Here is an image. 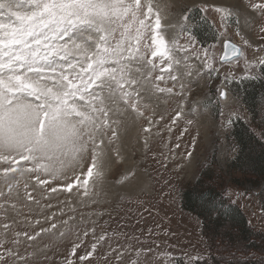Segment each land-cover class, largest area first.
Here are the masks:
<instances>
[{
  "label": "snow or ice",
  "instance_id": "obj_1",
  "mask_svg": "<svg viewBox=\"0 0 264 264\" xmlns=\"http://www.w3.org/2000/svg\"><path fill=\"white\" fill-rule=\"evenodd\" d=\"M209 10L220 16L223 31L219 36L224 35L226 22L231 20L243 46H250V41L241 29L250 26L251 19L241 10H250L264 21V0L198 7L205 20ZM191 13L192 8H187L179 25L166 26L156 0H0V210L8 206L13 195L19 196L21 180L24 195L33 203L39 201L28 192L30 182L33 189L42 188L49 194L66 191L71 195L83 189L80 195L85 198L98 195L112 163L123 159L119 149L112 147L119 139L122 122L129 117L146 119L143 132L151 134L154 121L145 115L150 101L176 94L174 87H161V83L171 81L175 85L182 78L179 72L173 74L182 63L175 53H184L182 59L189 76L192 73L186 61L190 52L202 61L204 69L217 71L212 50L215 45L197 47L189 23ZM166 27L186 32V46H180L177 37L166 38ZM258 34L264 41V22L259 24ZM222 46L221 64L243 58L244 78H256L250 75L251 70L264 73V56L248 60L243 47L227 38ZM257 51L264 52V45L257 46ZM231 79V74L225 76V80ZM179 88L183 96L184 84ZM217 91L220 99H227L225 89ZM183 116L181 105L172 117V125ZM233 117L240 118L232 113L227 126L232 125ZM167 130L171 132L172 128ZM186 155L191 157L192 152ZM61 179L62 185L51 186ZM127 179L125 175L116 183ZM10 227L0 224L5 233ZM46 231L41 229L35 236L17 232L14 243H19L20 237L32 241ZM104 239L100 236L97 243ZM97 243L79 256L80 264L92 257ZM78 247L73 246L71 255ZM0 249V264H7L8 258L25 264L27 257L3 242ZM65 264L74 261L69 258Z\"/></svg>",
  "mask_w": 264,
  "mask_h": 264
},
{
  "label": "rangeland",
  "instance_id": "obj_2",
  "mask_svg": "<svg viewBox=\"0 0 264 264\" xmlns=\"http://www.w3.org/2000/svg\"><path fill=\"white\" fill-rule=\"evenodd\" d=\"M156 2L161 8L164 24L173 26L179 25L187 8L198 9L204 4L228 7L240 0ZM241 11L242 15H248L251 19L250 26L241 29V34L250 41V46H243L245 56L248 60L264 56V52L257 51V46L264 45L258 34V26L264 21L250 10ZM199 15L200 20H205L202 18L204 13ZM206 16V20L213 26V33L204 41L194 32L196 23L192 13L189 23L196 36L197 47L215 45L212 50L217 58V71L209 72L204 69L202 61L190 52V58L186 61L190 65L188 70L192 73L189 76L182 59L184 53H175L182 63L173 74L179 72L182 78L175 85L168 81L167 84L161 83V87H174L176 94L161 95L150 101L151 106L145 115L152 117L154 121L151 134L146 136L143 132L148 123L146 119L133 120L129 117L122 122L119 139L112 147L119 149L123 159L112 163L107 182L97 190L98 195L85 198L80 195L83 189L80 192L74 190L71 195L66 191L49 194L42 188L33 189L30 182L28 192L39 201L33 203L24 195V181L21 180L19 196L13 195L8 200V206L0 210V224L11 225L7 233L0 228V242L21 256H26L25 264H65L69 258L74 264H80L79 256L91 251V245L97 243L102 235L105 239L97 243L92 257L83 264H176L179 258L187 261L194 260L195 257L203 259L209 256L210 249L203 233L202 220L183 208L181 193L188 185L196 182L201 169L214 157L216 166L221 167L230 179L228 162L236 154V149L228 139L232 127L227 126L226 121L232 113L247 122L253 119L235 87L238 82L246 79L243 58L239 62L226 65L219 62L224 37H231L242 44L241 37L236 35L234 22L231 20L226 22L227 31L222 37L219 36L223 31L219 14L209 10ZM164 35L168 39L177 37L180 46L187 44V33H180L179 27H166ZM159 63L157 60L158 66ZM228 74H231V80H225ZM250 75L262 77L258 70H251ZM181 83L185 86L183 96L179 94ZM218 89L227 91L226 100L220 99ZM260 99L261 117L258 122L261 125L251 126L264 138V92ZM181 105L184 116L172 125V117ZM160 116L164 117L162 121L159 120ZM189 120L192 121L191 124L188 123ZM169 127L172 128L171 132L167 130ZM177 144L179 148L176 147ZM189 151L192 152L191 157L186 155ZM68 174L71 175L70 172ZM140 174L144 175L146 181L137 186ZM125 175L128 176L126 181L116 183ZM62 184L63 179L51 186L58 187ZM131 184L133 187L130 188ZM2 185L3 181L0 180V186ZM89 187L91 188V184ZM263 190V187L256 189L246 183L241 187L229 186L227 192L232 201L245 212L251 226L262 232ZM11 204L16 207L12 208ZM41 229L48 231L41 232L32 241L20 237L19 243H14L17 232H27L35 236ZM74 245L79 247L73 256L71 253ZM7 264H16V261L8 258Z\"/></svg>",
  "mask_w": 264,
  "mask_h": 264
},
{
  "label": "trees",
  "instance_id": "obj_3",
  "mask_svg": "<svg viewBox=\"0 0 264 264\" xmlns=\"http://www.w3.org/2000/svg\"><path fill=\"white\" fill-rule=\"evenodd\" d=\"M199 13L197 8L192 9L196 23L194 32L204 41L211 37L213 26L207 20H200ZM235 87L253 120L233 118L228 139L236 154L228 162L230 179L221 167L216 166L214 157L201 169L196 182L181 193L183 208L202 220L210 254L198 260L179 258L176 264H261L264 261V232L251 226L245 212L227 193L229 186L241 187L246 183L264 189V138L251 126L261 125L258 119L261 117L264 73L262 77L242 80Z\"/></svg>",
  "mask_w": 264,
  "mask_h": 264
},
{
  "label": "bare ground",
  "instance_id": "obj_4",
  "mask_svg": "<svg viewBox=\"0 0 264 264\" xmlns=\"http://www.w3.org/2000/svg\"><path fill=\"white\" fill-rule=\"evenodd\" d=\"M196 2V1H195ZM163 23H165V20H164V17H163ZM130 123H132V122H130ZM131 125H133V124H131ZM133 128V127H132ZM132 128L130 129V130H132ZM146 181V179H145V177H144V175L143 174H140L139 176H138V179H137V186L139 185V186H141V185H143L144 184V182ZM135 184V183H134ZM128 187V186H127ZM130 188L131 187H133V184H131L130 186H129Z\"/></svg>",
  "mask_w": 264,
  "mask_h": 264
},
{
  "label": "water",
  "instance_id": "obj_5",
  "mask_svg": "<svg viewBox=\"0 0 264 264\" xmlns=\"http://www.w3.org/2000/svg\"><path fill=\"white\" fill-rule=\"evenodd\" d=\"M224 39H225V37H224ZM227 39H230L233 43H236V44H238V45H241L242 47H243V45L241 44V43H239L237 40H235V39H233V38H231V37H227ZM222 48V51H221V54L220 55H222L223 54V51H224V49H223V46L221 47ZM243 51H244V53H245V49L243 48ZM235 62V61H234ZM233 63V62H232Z\"/></svg>",
  "mask_w": 264,
  "mask_h": 264
}]
</instances>
